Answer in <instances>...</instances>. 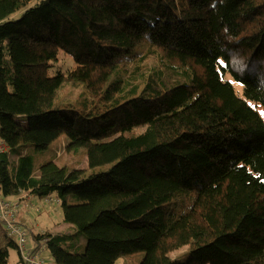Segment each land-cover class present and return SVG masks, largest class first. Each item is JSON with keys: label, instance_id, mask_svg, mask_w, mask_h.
Instances as JSON below:
<instances>
[{"label": "trees", "instance_id": "1", "mask_svg": "<svg viewBox=\"0 0 264 264\" xmlns=\"http://www.w3.org/2000/svg\"><path fill=\"white\" fill-rule=\"evenodd\" d=\"M259 105L264 0H0V190L62 200L57 263L264 264ZM62 135L87 169L22 153Z\"/></svg>", "mask_w": 264, "mask_h": 264}, {"label": "rangeland", "instance_id": "2", "mask_svg": "<svg viewBox=\"0 0 264 264\" xmlns=\"http://www.w3.org/2000/svg\"><path fill=\"white\" fill-rule=\"evenodd\" d=\"M68 61L69 60H67V62ZM233 84L238 95L243 97V86L237 81H233ZM257 110L259 111L261 117L264 120V106L259 105L257 107ZM67 142V137L65 135H62L58 139L53 141L49 145V147L43 151H36L35 147L30 144L24 148L22 153H30L35 157L36 168H39V166L44 161L53 159L56 160L57 163L61 166H70L72 169H87V160L84 155L83 149H78L75 152H70L67 150ZM48 197L49 195L46 197H34L32 201L22 203L20 205V208L17 210L18 214L21 211V219L20 221H18L16 217L17 222H20L21 225L27 230L28 247L35 246L34 236L41 233L51 231L58 234H72L74 232V230L71 229V226L67 225L68 223L64 221L62 200L57 198V194L55 192L50 197V201H48ZM6 230V226L0 222V239L2 240V248L7 247L6 241L9 239L15 241L18 244L17 237L12 234L8 235L6 233ZM81 241V251H84L85 246L87 244V240L84 235H82ZM44 244L45 243L42 242V246L39 250V253L42 255V259H44L48 263L60 264L55 262L52 253L49 249L44 246ZM185 249L175 252L173 257H177L180 254H183L185 252ZM8 250L10 254L9 264H21L19 249L17 247L10 246ZM143 255L144 253L141 251L132 254L122 255L117 259L115 264H139L143 258Z\"/></svg>", "mask_w": 264, "mask_h": 264}, {"label": "built area", "instance_id": "3", "mask_svg": "<svg viewBox=\"0 0 264 264\" xmlns=\"http://www.w3.org/2000/svg\"><path fill=\"white\" fill-rule=\"evenodd\" d=\"M2 150L3 147L0 140V152ZM16 214V205L11 200H7L0 190V222L6 226L9 234L16 236L19 240L22 251V264H53L42 259V255L38 250L28 247L27 230L17 222Z\"/></svg>", "mask_w": 264, "mask_h": 264}, {"label": "crops", "instance_id": "4", "mask_svg": "<svg viewBox=\"0 0 264 264\" xmlns=\"http://www.w3.org/2000/svg\"><path fill=\"white\" fill-rule=\"evenodd\" d=\"M6 150H7V148H6ZM15 157H17V156H15ZM13 159H15V158H13ZM53 194H54V192H53L51 195H53ZM8 199L12 200L13 203L16 204V206H17V210H18V209L20 208V205H21L22 203L32 201V199H34V196L31 195L28 191H23V192H21L19 195L14 196V197H10V198H8ZM17 214H18V213H17ZM17 214H16V217H17L18 221H20V219H21V211L19 212L18 215H17ZM19 224H21V223L19 222ZM67 225H69V224H67ZM68 227H70V226H68ZM71 229H72V228H71ZM49 232H51V231H49ZM51 233L54 234V235H60V234H63V233H59V234H58V233H54V232H51ZM34 244H35L34 247H32V246H30V247L36 249L37 246H38V244H37L36 242H34ZM39 250H40V249H39ZM39 250H38V251H39Z\"/></svg>", "mask_w": 264, "mask_h": 264}]
</instances>
